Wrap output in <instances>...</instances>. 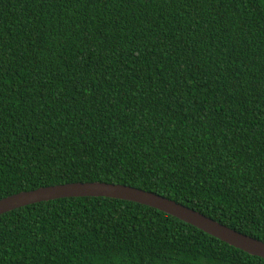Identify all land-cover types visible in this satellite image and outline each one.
Wrapping results in <instances>:
<instances>
[{"label":"trees","instance_id":"trees-1","mask_svg":"<svg viewBox=\"0 0 264 264\" xmlns=\"http://www.w3.org/2000/svg\"><path fill=\"white\" fill-rule=\"evenodd\" d=\"M110 182L264 242V0H0V198ZM0 264H264L155 208L0 214Z\"/></svg>","mask_w":264,"mask_h":264},{"label":"water","instance_id":"water-1","mask_svg":"<svg viewBox=\"0 0 264 264\" xmlns=\"http://www.w3.org/2000/svg\"><path fill=\"white\" fill-rule=\"evenodd\" d=\"M63 197H110L143 204L188 223L228 245L264 259L263 241L229 228L174 200L125 184L73 182L21 191L0 198V214L25 205Z\"/></svg>","mask_w":264,"mask_h":264}]
</instances>
